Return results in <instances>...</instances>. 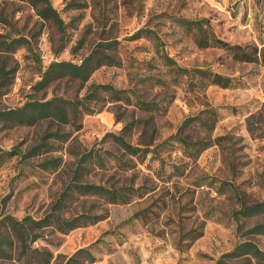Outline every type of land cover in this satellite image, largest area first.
Here are the masks:
<instances>
[{
  "label": "rangeland",
  "instance_id": "1",
  "mask_svg": "<svg viewBox=\"0 0 264 264\" xmlns=\"http://www.w3.org/2000/svg\"><path fill=\"white\" fill-rule=\"evenodd\" d=\"M69 1L50 0L69 37L66 47L55 55L63 37L59 28L38 17L25 0H0L10 20L0 22V32L28 40L6 59L5 69L15 67V71L12 84L1 88L6 91L0 92V109L18 107L28 98H79L93 83L137 88L145 99L163 108L145 112L121 102L105 103L98 111L82 115L77 129L47 120L12 127L0 121V218L43 217L68 182L79 155L98 149L106 168L94 166L83 179L104 185H141V195L123 204L89 196L77 199L64 209L65 217L88 213L99 219L67 233L51 227L39 230L31 247L50 251L49 264H68L83 247L94 257L84 262L78 256L85 264H214L247 238L264 250V235L244 234L254 224L264 223V215L238 216L240 232L234 216L241 205L264 198V64L237 60L223 48H200L190 33L169 18H208L219 38L259 51L264 45V0H75L85 3L82 9L69 8ZM145 24L157 32L178 65L230 77V86H191L186 78L173 82L172 72L158 58L152 42L128 39ZM108 39L119 41V65L99 67L84 84L62 79L33 87L51 61L78 63L98 41ZM147 77H159L165 84L141 82ZM206 105L215 109L217 121L211 132L195 130L193 135H205L210 141L207 148L186 156L177 143L164 142L184 118ZM115 112L122 115L121 121H115ZM149 117V125L136 127L126 139L141 146L150 142L155 154L148 152L143 162L133 158L131 169L119 168L106 151L127 156L104 138L105 133H118L126 121ZM49 131L69 136L64 141L44 140ZM10 151L13 154H5ZM54 158L59 160L56 169L41 167L44 160ZM137 211L142 220L133 217ZM199 232L201 236L190 243ZM26 256L13 250L11 259H0V264H24Z\"/></svg>",
  "mask_w": 264,
  "mask_h": 264
},
{
  "label": "trees",
  "instance_id": "2",
  "mask_svg": "<svg viewBox=\"0 0 264 264\" xmlns=\"http://www.w3.org/2000/svg\"><path fill=\"white\" fill-rule=\"evenodd\" d=\"M35 13L41 19L53 22L62 32L61 45L55 50V55L62 51L69 42L66 36L67 26L59 16L57 10L52 6L50 0H25ZM67 6L72 9H82L85 3L70 0ZM176 24H178L186 32L190 33L195 44L200 48L218 47L230 50L233 57L240 61H260L264 64V45L258 51L257 47L248 45L241 46L231 44L219 38L208 18L188 19L182 16H171ZM0 22L10 23L3 8H0ZM145 38L153 43L155 53L161 62L167 66L173 74L172 81L180 82L182 78H186L191 86H204L214 84L220 87H228L231 84V78L222 74L203 68H186L178 65V63L169 56L165 51L163 42L157 32L148 24L136 29L128 36L129 40H137ZM28 43V40L21 35H13L9 32H0V92H5L1 88H7L12 84L15 67L5 69L6 59L10 57L19 47ZM80 45V41L78 42ZM117 39H108L98 41L94 47L83 56L78 63L70 60H53L43 71L40 79L33 85L35 88H43L49 86L55 81L67 79L84 84L90 75L101 66H117L120 64V58L117 53ZM149 81L151 86L164 85L165 81L159 77H147L141 82ZM118 102L133 105L140 111L155 112L161 107L157 101L145 99L142 92L137 88L119 89L108 83H93L85 90L84 94L79 98H64L59 95H53L48 99H31L28 98L18 107L9 109H0V121L6 127L24 125H35L42 120L48 122H56L58 124H71L75 129L79 128V119L84 114H91L98 111L105 103L116 105ZM122 115L115 112V121H121ZM217 121V113L214 108L206 105L198 111L197 114L184 118L177 126L176 131L165 139V143H177L186 156H195L199 151L209 146L210 141L204 136H195V130L209 133L212 131ZM151 122V118L147 119H131L126 121L120 132H107L104 138H108L123 155H116L111 151H106L109 160H113L121 169H131L135 166L133 158L143 162L148 152L155 154L154 149H150V142L141 145L130 143L126 139V135L136 127L147 126ZM69 136L68 133L59 131L46 132L43 139L48 138L64 141ZM45 144V143H44ZM47 145V144H46ZM37 148V147H36ZM5 154H13L11 151ZM29 154H34L30 150ZM59 166V160L46 159L41 164L45 170L56 169ZM100 169L106 168L104 156L98 149H90L83 152L77 158L72 168L68 182L62 188L59 196L53 202L50 210L39 219L25 216L21 219L14 218L11 215H3L0 218V259H11L13 250L17 251L19 256L24 257V264H49L52 253L45 249L40 250L32 246V243L40 236L39 230L51 227L60 233H67L69 230L92 224L99 218L96 215L82 213L76 216L65 217L62 212L64 209L72 205L80 197L100 198L107 203L123 204L128 203L131 197L141 195L139 192L143 186L132 185H104L102 183L87 182L83 178L86 173H90L93 167ZM165 204V203H163ZM264 215V198L260 201L241 205L234 211L235 220L237 221V231L240 232L242 223L241 218H252ZM137 220L143 217L139 211L134 215ZM132 217V218H133ZM201 232L190 238V243L201 236ZM245 235L255 236L264 235V223H256L244 231ZM30 250V255L27 249ZM84 262H92L94 260L91 252L83 247L79 248L67 261L68 264H85ZM20 258V257H19ZM214 264H264V250L251 239L238 241L234 247L227 252L222 253L214 262Z\"/></svg>",
  "mask_w": 264,
  "mask_h": 264
}]
</instances>
